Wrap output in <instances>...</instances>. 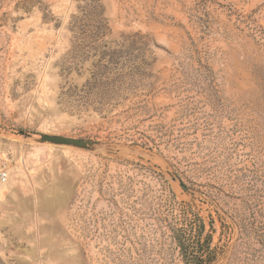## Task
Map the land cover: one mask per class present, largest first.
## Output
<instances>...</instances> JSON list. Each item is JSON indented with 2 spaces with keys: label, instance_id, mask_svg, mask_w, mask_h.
I'll list each match as a JSON object with an SVG mask.
<instances>
[{
  "label": "rangeland",
  "instance_id": "obj_1",
  "mask_svg": "<svg viewBox=\"0 0 264 264\" xmlns=\"http://www.w3.org/2000/svg\"><path fill=\"white\" fill-rule=\"evenodd\" d=\"M1 173L0 264H181L184 215L212 224L213 264H264L237 225L264 189V0H0Z\"/></svg>",
  "mask_w": 264,
  "mask_h": 264
},
{
  "label": "trees",
  "instance_id": "obj_2",
  "mask_svg": "<svg viewBox=\"0 0 264 264\" xmlns=\"http://www.w3.org/2000/svg\"><path fill=\"white\" fill-rule=\"evenodd\" d=\"M193 17L195 18V22L201 27V31L203 33L208 32L209 25L206 20H203L199 16ZM130 38L136 39L128 45L130 51L136 52L134 58H143L146 56L150 50L149 47L151 41L146 36L138 35L127 37L125 38V41ZM191 47L186 49L185 56H196L198 58V66L194 69L191 68V74L188 76L189 79L187 83L190 85L195 84V87L200 84H207L210 86V82L212 81V70L204 63L205 60L201 56V51L198 52L196 48ZM182 63L183 62H179V64ZM177 175H179V181H182V175ZM248 191L249 192L245 194V199L242 198V201H247L245 208L252 214L253 219L248 220L241 217V223L240 220V224L237 222L239 230H241V240H244L249 234H251V232H256L260 228L262 229L261 232L264 231V222L256 221L257 216L264 217V196H262V194H264V189L259 190L256 188L255 184L250 182L248 184ZM169 196L172 199L175 197L171 190H169ZM165 219L166 227L169 230L170 238L178 251V257L181 264L214 263L215 253L212 248V224L210 225V232H207L204 220L198 216H194L193 219H188V217L184 215L183 217H174L172 220H168L167 216Z\"/></svg>",
  "mask_w": 264,
  "mask_h": 264
},
{
  "label": "water",
  "instance_id": "obj_3",
  "mask_svg": "<svg viewBox=\"0 0 264 264\" xmlns=\"http://www.w3.org/2000/svg\"><path fill=\"white\" fill-rule=\"evenodd\" d=\"M20 133L24 134L23 132ZM40 142L57 145V146H71L81 149H89L96 145V143L81 139H75V138L57 136V135H45V134L40 135Z\"/></svg>",
  "mask_w": 264,
  "mask_h": 264
},
{
  "label": "built area",
  "instance_id": "obj_4",
  "mask_svg": "<svg viewBox=\"0 0 264 264\" xmlns=\"http://www.w3.org/2000/svg\"><path fill=\"white\" fill-rule=\"evenodd\" d=\"M6 179H7V175H6V173H1V174H0V182H5Z\"/></svg>",
  "mask_w": 264,
  "mask_h": 264
}]
</instances>
